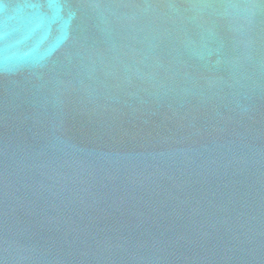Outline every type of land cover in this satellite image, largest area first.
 Listing matches in <instances>:
<instances>
[{
  "label": "water",
  "instance_id": "obj_1",
  "mask_svg": "<svg viewBox=\"0 0 264 264\" xmlns=\"http://www.w3.org/2000/svg\"><path fill=\"white\" fill-rule=\"evenodd\" d=\"M0 264H264V0H0Z\"/></svg>",
  "mask_w": 264,
  "mask_h": 264
}]
</instances>
